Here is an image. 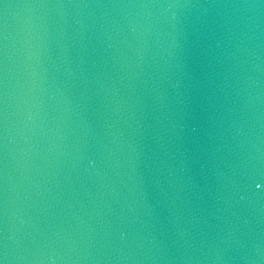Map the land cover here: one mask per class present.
<instances>
[{
	"label": "water",
	"instance_id": "95a60500",
	"mask_svg": "<svg viewBox=\"0 0 264 264\" xmlns=\"http://www.w3.org/2000/svg\"><path fill=\"white\" fill-rule=\"evenodd\" d=\"M0 264H264V0H0Z\"/></svg>",
	"mask_w": 264,
	"mask_h": 264
}]
</instances>
